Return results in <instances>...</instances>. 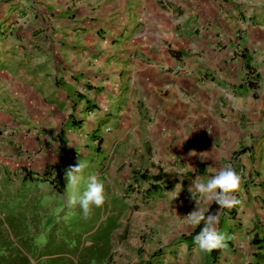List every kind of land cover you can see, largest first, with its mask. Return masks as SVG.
Masks as SVG:
<instances>
[{"label": "crops", "instance_id": "crops-1", "mask_svg": "<svg viewBox=\"0 0 264 264\" xmlns=\"http://www.w3.org/2000/svg\"><path fill=\"white\" fill-rule=\"evenodd\" d=\"M0 130L10 170L65 172L93 149L105 188L155 184L138 203L154 244L190 229L195 178L231 165L219 252L264 264V0H0Z\"/></svg>", "mask_w": 264, "mask_h": 264}, {"label": "rangeland", "instance_id": "rangeland-1", "mask_svg": "<svg viewBox=\"0 0 264 264\" xmlns=\"http://www.w3.org/2000/svg\"><path fill=\"white\" fill-rule=\"evenodd\" d=\"M9 133L6 128V136ZM95 155L92 149L87 158H80L88 164L86 175L94 173L91 161ZM6 156L11 153L0 150V240L32 244L29 250L19 247L32 264H44L48 249L61 256L54 264H226V258L231 256L234 264H244L241 247L229 250L231 246L227 245L228 249L219 252L214 261L208 252L201 251L193 238L203 224L196 227L191 240L184 239L185 243L179 237L188 236L194 228L172 236L166 244H154L156 237L153 238L146 216L138 210V203L147 202L143 201L145 186L140 180H131L140 184L135 194L130 183L116 190L105 188L106 202L93 207L92 214L85 219L79 205L73 208L66 204V171L64 186L58 193L48 183L32 179L40 170L38 166H29V175L18 165L10 170ZM12 158L21 160L18 164L28 162L26 157L18 159L17 154ZM44 244L50 245L43 249ZM235 250H239L237 255ZM263 255L258 251L253 256L260 260Z\"/></svg>", "mask_w": 264, "mask_h": 264}, {"label": "clouds", "instance_id": "clouds-1", "mask_svg": "<svg viewBox=\"0 0 264 264\" xmlns=\"http://www.w3.org/2000/svg\"><path fill=\"white\" fill-rule=\"evenodd\" d=\"M237 105L239 101L235 102ZM189 155H196L192 150ZM200 158L207 157L200 154ZM88 164L80 160L77 165L70 166L66 170V204L68 207L79 205L85 219L90 217L93 207H101L106 202L107 193L105 184L95 174H87ZM34 178L37 176L34 174ZM39 181V180H38ZM45 182L44 180H42ZM47 183V182H45ZM242 183L241 176L231 165H225L207 179L196 177L189 191L192 192L197 208L183 216L186 226L196 228L203 224L200 231L194 236L195 245L204 252H211L225 246L226 234L219 228L220 218L218 214L209 212V209L202 206V203L211 204L215 202L220 207H232L240 203L233 193L240 190ZM51 186V183L48 182ZM177 188V186H176ZM170 191L171 200L178 197L179 191Z\"/></svg>", "mask_w": 264, "mask_h": 264}, {"label": "trees", "instance_id": "trees-1", "mask_svg": "<svg viewBox=\"0 0 264 264\" xmlns=\"http://www.w3.org/2000/svg\"><path fill=\"white\" fill-rule=\"evenodd\" d=\"M26 173H28L29 175V171H27ZM202 171L199 168H196L194 170H192L190 172L191 175H199L201 174ZM43 174H47L49 176L52 175V178L50 181L51 183V187L53 188V190H55L58 193H61L62 191V187H63V181H64V172L63 170H61L57 165H49V169L44 171ZM140 179H147V177L143 174H140ZM154 181H156L157 179H159V176L157 175H152L150 176ZM32 179L36 180V178H34V176L32 177ZM37 181V180H36ZM155 184H151L148 185L146 187V191L150 192V190L154 189ZM209 209V212L213 213V214H218L219 211L222 209V207H220L219 205H217L215 202L211 203L210 205L208 204V206L206 207ZM196 228H194L191 233L186 236V235H181L179 237V240H184V239H188L191 240L193 235H195ZM253 240L255 241V246L256 248L261 247L262 244H264V238H257L254 237ZM29 245L32 244H13L11 241L10 243H8L7 239L5 240H0V264H32L29 262L28 258L25 256V253L19 248L24 246L27 250H29ZM50 244H44L43 245V249H47L49 247ZM188 245H191V243H189ZM219 249H215L211 252H208V256L209 258L212 259V261L215 260V258L217 257L218 253H219ZM258 251H254L252 253V255L256 256ZM58 252L48 249L45 252V256L43 263L44 264H54L59 262L61 256L58 257Z\"/></svg>", "mask_w": 264, "mask_h": 264}, {"label": "built area", "instance_id": "built-area-1", "mask_svg": "<svg viewBox=\"0 0 264 264\" xmlns=\"http://www.w3.org/2000/svg\"><path fill=\"white\" fill-rule=\"evenodd\" d=\"M175 69L179 70L180 69V66L179 65H176L175 66ZM106 130H108V128H106ZM36 176H37V178L42 179V180H44L47 183L52 178V175L49 174V176H48L47 174L45 175L43 173H41L39 175H36ZM146 184L145 183L144 184L142 183V185L145 186V188H144V196L148 195V192L145 189H146V186H148V184H150V182L149 181H146ZM139 186H140V184H138L137 181H134V182L130 181V187L132 188V193H136V191H137V189H138Z\"/></svg>", "mask_w": 264, "mask_h": 264}]
</instances>
